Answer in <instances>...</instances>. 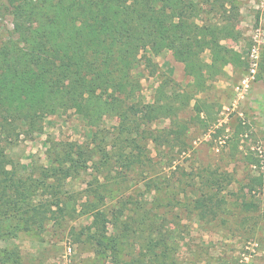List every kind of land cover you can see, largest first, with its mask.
I'll return each instance as SVG.
<instances>
[{
    "label": "trees",
    "instance_id": "trees-1",
    "mask_svg": "<svg viewBox=\"0 0 264 264\" xmlns=\"http://www.w3.org/2000/svg\"><path fill=\"white\" fill-rule=\"evenodd\" d=\"M198 5L197 0H0V16L10 14L13 25L0 45V239L88 214L89 225L71 229L74 243L88 241L112 264H177L166 219L158 221L148 203L125 214L129 200L124 195L105 210L108 195L100 176L107 177L111 167L131 170L138 159L153 164L147 144L186 152L190 127L211 126L213 106L201 96L209 81L227 65H246L243 55L224 42L240 37L237 8L231 3L217 18L203 20ZM146 50L151 55L170 51L190 82L165 77L151 102L137 100L139 83L132 69ZM205 50L209 62L202 59ZM259 72L264 76V52ZM67 110L94 129L89 140L52 143L48 165L23 174L7 149L20 135L40 130L46 115ZM106 117L118 118L116 149L106 141ZM158 119L168 123L149 126ZM253 162L259 165V159ZM87 170L96 173L94 185L71 200L64 186ZM114 172L109 186L127 177ZM250 179L264 184L261 175ZM200 185L193 201L196 216L214 219L219 177L201 178ZM109 224L118 229L110 232ZM0 264H20L18 250L0 248Z\"/></svg>",
    "mask_w": 264,
    "mask_h": 264
},
{
    "label": "rangeland",
    "instance_id": "rangeland-1",
    "mask_svg": "<svg viewBox=\"0 0 264 264\" xmlns=\"http://www.w3.org/2000/svg\"><path fill=\"white\" fill-rule=\"evenodd\" d=\"M197 1L203 20L217 18L231 3L237 8L240 37L224 42L243 55L246 65H227L221 75L209 81L208 91L201 96L213 106V119L208 120L211 126L190 127L186 152L147 144L153 164L138 159L131 170L116 167L114 171L127 177L114 186L107 184V179L115 178L112 167L110 176H100L108 195L103 208L110 210L123 195L129 200L125 214L131 207L148 203L158 221L162 216L166 219L165 229L172 232L176 244L177 264H264V184L254 185L250 179L253 175L264 178V76L259 72L264 52V0ZM12 27L10 14L0 16V45L11 36ZM202 59L209 62L207 50ZM132 75L139 83L136 98L143 103L153 100L156 86L165 77L182 85L190 82L183 64L168 50L158 55L141 52ZM167 123V119H158L148 125L155 128ZM102 126L107 143L118 147V118L106 117ZM93 130L73 110L58 111L43 117L41 129L33 136L20 135L7 154L19 163L23 174H29L36 165H48L52 143L85 142ZM254 159H259V165ZM95 174L87 170L70 179L64 186L66 195L72 200L92 188ZM206 176L219 177V215L214 219L197 217L193 208L201 193L195 187L201 186V178ZM91 219L88 214L81 215L62 226L49 222L43 231H20L15 238L0 239V248H16L20 264H112L88 241L73 242L71 229L89 225ZM117 229V224H109L110 232Z\"/></svg>",
    "mask_w": 264,
    "mask_h": 264
}]
</instances>
